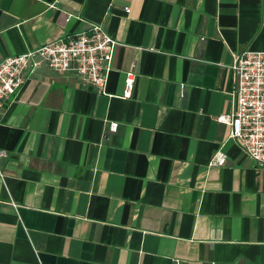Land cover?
<instances>
[{
  "label": "crops",
  "instance_id": "0c3cea01",
  "mask_svg": "<svg viewBox=\"0 0 264 264\" xmlns=\"http://www.w3.org/2000/svg\"><path fill=\"white\" fill-rule=\"evenodd\" d=\"M91 23L105 92L42 64L0 115V264H264V168L217 120L264 0H0V59Z\"/></svg>",
  "mask_w": 264,
  "mask_h": 264
},
{
  "label": "built area",
  "instance_id": "2783aa9c",
  "mask_svg": "<svg viewBox=\"0 0 264 264\" xmlns=\"http://www.w3.org/2000/svg\"><path fill=\"white\" fill-rule=\"evenodd\" d=\"M119 44L99 23H91L88 30L79 31L66 40L52 39L1 58L0 115L10 97L42 64L57 73L69 72L83 77L98 92L104 93L114 50ZM229 67L233 74L230 110L219 115L217 120L229 127L228 138L235 140L256 166L264 168V50L245 49L235 53ZM135 79L133 69L124 72L120 97H132ZM116 127L117 122L113 121L106 129L113 132ZM4 154V150H0V155ZM224 163L225 155L214 151L209 165L221 166ZM0 177H3L1 172Z\"/></svg>",
  "mask_w": 264,
  "mask_h": 264
}]
</instances>
